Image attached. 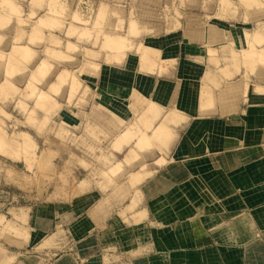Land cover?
Instances as JSON below:
<instances>
[{"label": "crops", "instance_id": "0c3cea01", "mask_svg": "<svg viewBox=\"0 0 264 264\" xmlns=\"http://www.w3.org/2000/svg\"><path fill=\"white\" fill-rule=\"evenodd\" d=\"M141 1L102 0L101 7L94 0L82 3L89 7L83 10L88 20L104 16L107 32L127 35L135 47L146 44L159 52L150 68H143L135 47L112 62L102 58L101 64L100 96L108 106L144 97L149 102L140 106L145 107L129 110L127 116L141 117L149 104L153 113L145 122L136 119L141 122L138 128L123 119V127H128L117 129L109 145L122 157L77 158L82 169H93L77 183L72 198L63 195L53 202L10 209L9 196L0 201V218L8 222L12 214L22 230L16 241L24 247L43 245L52 235L55 245L72 246L74 252L65 251L57 259L67 264H217V236L194 237L190 230H216L222 223L246 230V252L240 256L244 264H264V62L243 60V52H250L248 39L255 42V36H264V29L252 34L247 27L250 20L264 19V8L256 15L261 18L205 16L200 12L205 1L199 0L197 8L192 7L197 16H190L179 11L191 6L186 0H171L175 7L169 14L152 0ZM78 28L77 37L82 31ZM242 37L247 48L240 50ZM87 42L91 46L85 51H94L93 41ZM263 42L259 49H264ZM96 52L110 54L99 47ZM121 110L116 115L122 120L126 111ZM64 111L59 113L61 123L78 127L79 117ZM169 112L178 118L168 124L173 136L162 149L171 152H159L157 143L137 144L141 133H153ZM128 129L134 134L131 140L123 138ZM100 172L114 179L107 193L99 188L101 181L91 179ZM131 174L141 177L135 185L127 182ZM136 193L139 205L126 212ZM209 244L214 248L201 247ZM41 256L45 261L48 252Z\"/></svg>", "mask_w": 264, "mask_h": 264}, {"label": "rangeland", "instance_id": "374dc122", "mask_svg": "<svg viewBox=\"0 0 264 264\" xmlns=\"http://www.w3.org/2000/svg\"><path fill=\"white\" fill-rule=\"evenodd\" d=\"M79 1L0 0V190L11 193L7 195L0 192V201H5L10 196L9 200H6L10 202L6 206L10 209L53 202L59 196L60 199L63 198V195L72 198L75 195L77 183L87 179L86 177L89 176L87 173L93 169L87 165L84 166L88 169H82L76 162L77 158L89 159L94 156L113 154L109 150V145L118 133L116 130L122 131L128 127V124L123 127L126 123L122 122L123 119L127 121L130 119L131 124L139 125L141 122L136 119L145 122L147 118L144 113L139 118L127 116L129 110L145 107L140 106L147 101L144 97L141 101H126L120 107L108 106L107 101L102 100L100 96L102 60L110 59L109 62H112L116 56L110 53L103 57L96 51L99 47L100 52H109L106 48L103 50L104 44L101 43L105 42L108 36L115 34L107 32L104 16L96 18L95 21L88 20L83 11L89 8L85 7L87 0ZM94 1L98 7H101L102 0ZM167 1L170 2L167 4L163 0L150 2H156L157 9L165 7L169 14L175 4H171V0ZM186 1L191 6L183 5L184 12L182 8L179 11L183 14L190 13V16H197V13H193L197 12V9L192 7L197 8L199 0ZM203 1L205 4L200 5V12L205 16H235L237 14V16L261 18L256 15L261 8H264L261 0ZM238 22L239 25L242 23ZM262 24L264 19L258 18L257 21L250 20L247 27L250 33L258 34V32L263 33L261 30L264 29V25ZM78 27L82 28V31L77 37ZM117 35L123 34L116 33L115 36ZM126 39H128L127 52L135 45L132 41L130 42L129 37ZM254 40L255 42L248 39L250 52L247 54L243 52V60L246 64L264 62V49L257 47L264 41V36L257 35ZM87 41H93L94 51H85L84 47L91 46ZM244 42L245 38L242 37L239 43L240 50L247 48ZM14 46L18 49H13ZM23 47L26 48L24 52ZM147 47L150 46L139 44L135 48L139 50V54H142V48L144 50ZM152 49L153 53H149L145 59L141 58L142 63L153 60L152 66L155 65L159 52ZM71 55L75 57V60L70 59ZM64 72L63 78H65L58 81L59 76ZM72 76L76 79V87L70 85L71 80L73 81ZM96 77L97 81L94 79ZM51 83L55 84L51 85ZM61 109L72 116L79 117L80 124L76 125L78 127L71 129L63 122L61 123L59 119ZM118 109L126 111L122 120L116 115ZM137 124L135 127L138 128ZM148 134L151 135V131ZM157 145L159 152L166 154L171 152V149L164 151L163 143L159 140ZM113 155L122 157L124 154ZM100 173L92 175L91 179L102 183L107 182L99 184L102 192L107 193L109 184H113L114 179L112 180L109 172ZM128 179L130 177L127 178V182ZM114 183L119 182L114 181ZM127 202L128 199L124 204ZM130 211L132 212V210L127 212ZM4 221L0 218V264H67L57 261L58 257L65 251L74 252L72 248L70 251L69 248L72 247L70 245H55L52 234H50L52 239L47 238L43 245L24 247L16 241V238L22 236V230L18 222L12 218V214L9 215L8 222ZM222 225L216 230L192 228L190 233L194 237L200 234L205 237L217 236V256L220 257V262L217 261V264H244L240 256H244L246 252V230L229 228L224 223ZM256 237H260V233ZM62 239H66L65 236ZM230 241L236 243L231 244ZM201 247H205L206 251L214 248L213 244ZM42 250L48 252L45 261L41 259ZM231 254H238L239 258L230 259ZM73 261L77 264L75 260ZM206 264H212V262H206Z\"/></svg>", "mask_w": 264, "mask_h": 264}, {"label": "bare ground", "instance_id": "6f19581e", "mask_svg": "<svg viewBox=\"0 0 264 264\" xmlns=\"http://www.w3.org/2000/svg\"><path fill=\"white\" fill-rule=\"evenodd\" d=\"M115 35H112V36L111 35L110 36L107 35L109 38H106L105 39V42H103L101 44H104V49L103 50H105V48H106V50L108 49L109 53H114V55L116 56V58L117 57H121L122 58L126 54L124 52H126V50L128 48V46H127L128 44H126V41L128 40L126 38H128V37H126L125 35H117V36H115ZM130 42H131V40H130ZM101 44H100V46H101ZM144 45H146V44H144ZM102 47H103V45H102ZM102 47H101V49H102ZM16 48L18 49L17 46L16 47L14 46L13 49H16ZM19 48H22V47H19ZM140 49H141V47H140ZM22 51L23 52L26 51V48L24 49V47H23V50ZM22 51H20V52H22ZM209 51H210V49H209ZM138 52H139V50H138ZM153 52L154 51H153L152 47H147L144 50L142 48V54H140V57L143 58V59H145L148 56L149 53H153ZM26 54L28 55V53H26ZM256 54H258V53H256ZM106 60L110 61V59H106ZM152 63H153V60H149L147 62H143L142 63L143 68L152 66ZM63 74L65 75V72L64 73H61V75L58 78V81L63 80L65 78V77L63 78ZM71 79H73V81ZM71 79H70L71 80L70 85L72 84L71 85L72 87H76L77 86L76 79L73 76L71 77ZM53 84H55V83H53ZM53 84L51 83V85H53ZM204 92H205L204 95L208 94V91H206V89L204 90ZM153 106H154L153 104H149L146 107V109L144 110L145 111L144 112L145 113L144 115H150V114H152L153 113V110H154V107ZM176 118H178L177 115H174V114H172L170 112L167 113V115L165 116L163 122L160 123L159 125H157L153 129L152 135H148L147 132H144L143 131L142 135L139 136V139L137 141V144H142V145H144L146 143H148V144L149 143H153V144H156L157 143L158 144V140H159V141H161L164 144L165 147H168L169 143L172 140V136H173L171 134V132L169 131L168 124L170 122L175 121ZM133 135L134 134L132 133V131L130 129H128L126 131V133L124 134L123 138H127L128 140H131ZM161 164H163V163H161ZM123 171H124V169H123ZM138 176H140V175H138ZM138 176L137 175L135 176V174H133V175L131 174V177H130L131 182L130 183H132V185H135L138 181L141 180V177H138ZM139 201H140V195H139V193H136L133 196V199H131L130 203L126 206L125 211L127 212L128 210H132V212H133L134 211L133 209H135L139 205Z\"/></svg>", "mask_w": 264, "mask_h": 264}]
</instances>
